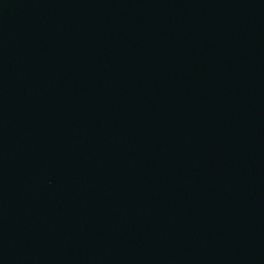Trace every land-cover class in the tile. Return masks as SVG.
<instances>
[{
    "label": "water",
    "instance_id": "water-1",
    "mask_svg": "<svg viewBox=\"0 0 264 264\" xmlns=\"http://www.w3.org/2000/svg\"><path fill=\"white\" fill-rule=\"evenodd\" d=\"M0 264H264V0H0Z\"/></svg>",
    "mask_w": 264,
    "mask_h": 264
}]
</instances>
